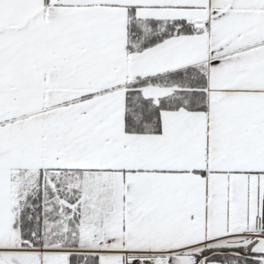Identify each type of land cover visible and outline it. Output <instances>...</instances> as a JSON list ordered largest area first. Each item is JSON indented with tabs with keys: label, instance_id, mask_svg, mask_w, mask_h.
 I'll list each match as a JSON object with an SVG mask.
<instances>
[{
	"label": "snow or ice",
	"instance_id": "obj_1",
	"mask_svg": "<svg viewBox=\"0 0 264 264\" xmlns=\"http://www.w3.org/2000/svg\"><path fill=\"white\" fill-rule=\"evenodd\" d=\"M0 264H264V0H0Z\"/></svg>",
	"mask_w": 264,
	"mask_h": 264
}]
</instances>
